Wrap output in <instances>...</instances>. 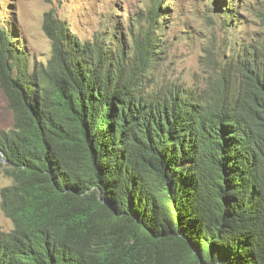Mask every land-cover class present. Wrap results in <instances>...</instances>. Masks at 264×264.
Returning <instances> with one entry per match:
<instances>
[{
    "label": "trees",
    "instance_id": "16d2710c",
    "mask_svg": "<svg viewBox=\"0 0 264 264\" xmlns=\"http://www.w3.org/2000/svg\"><path fill=\"white\" fill-rule=\"evenodd\" d=\"M167 6L126 37L109 20L80 37L46 12L44 65L0 23V264H264V48L236 55L214 95L161 79Z\"/></svg>",
    "mask_w": 264,
    "mask_h": 264
},
{
    "label": "rangeland",
    "instance_id": "374dc122",
    "mask_svg": "<svg viewBox=\"0 0 264 264\" xmlns=\"http://www.w3.org/2000/svg\"><path fill=\"white\" fill-rule=\"evenodd\" d=\"M152 1L0 0V23L9 24L18 32L16 38L25 46L30 65H44L51 54V42L43 29L44 13L51 12L55 18L65 20L80 37H90L98 29L107 33L108 20L116 23L121 37H126L128 28L135 27L134 19H144ZM155 1L168 5L167 27L161 36L164 51L155 64L161 79L214 95L221 85L232 86V74L226 66L236 55L250 44L264 48V0H226L237 5L234 11L238 13L230 22L210 11L212 5L205 7L206 0ZM12 123V112L0 88V131L9 130ZM0 161L1 191L12 179L4 172L7 165L1 154ZM12 227V221L0 207L1 230L9 231Z\"/></svg>",
    "mask_w": 264,
    "mask_h": 264
},
{
    "label": "bare ground",
    "instance_id": "6f19581e",
    "mask_svg": "<svg viewBox=\"0 0 264 264\" xmlns=\"http://www.w3.org/2000/svg\"><path fill=\"white\" fill-rule=\"evenodd\" d=\"M11 29V28H10ZM81 76H83L82 74H81ZM225 141V142H224ZM227 142H229L228 141V139H225V135L223 136V148H225V149H228V145H231V143H228V145H227ZM228 168H230V167H228ZM229 173V172H228ZM233 174V173H232ZM232 179V178H231ZM231 179H230V181H231ZM64 256V255H63ZM62 260H64V259H62Z\"/></svg>",
    "mask_w": 264,
    "mask_h": 264
},
{
    "label": "clouds",
    "instance_id": "9594fccd",
    "mask_svg": "<svg viewBox=\"0 0 264 264\" xmlns=\"http://www.w3.org/2000/svg\"><path fill=\"white\" fill-rule=\"evenodd\" d=\"M2 160H3V156H2Z\"/></svg>",
    "mask_w": 264,
    "mask_h": 264
}]
</instances>
